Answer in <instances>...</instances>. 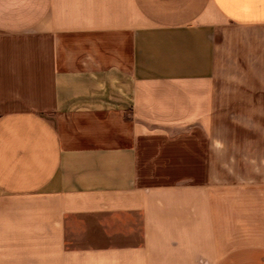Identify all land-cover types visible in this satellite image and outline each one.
<instances>
[{
	"label": "crops",
	"instance_id": "obj_1",
	"mask_svg": "<svg viewBox=\"0 0 264 264\" xmlns=\"http://www.w3.org/2000/svg\"><path fill=\"white\" fill-rule=\"evenodd\" d=\"M0 264H264V0H0Z\"/></svg>",
	"mask_w": 264,
	"mask_h": 264
}]
</instances>
